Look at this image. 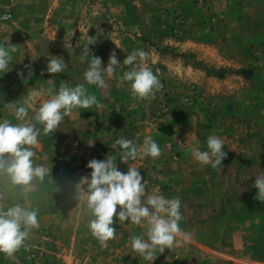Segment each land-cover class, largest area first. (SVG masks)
<instances>
[{"label": "rangeland", "instance_id": "rangeland-1", "mask_svg": "<svg viewBox=\"0 0 264 264\" xmlns=\"http://www.w3.org/2000/svg\"><path fill=\"white\" fill-rule=\"evenodd\" d=\"M88 36L96 38L89 49L105 68L113 50L121 62L112 77L104 74L107 87L84 78L90 56L83 62L80 57ZM8 40L18 51L9 71L0 72V121L4 112H12L8 103L23 104L28 91L37 88L28 85L30 78L48 74L52 94L62 83L84 84L103 104L95 121L113 125L86 133L79 126V146L72 150L65 135L78 123L66 116L55 132L40 134L34 162H51L68 152L75 158L85 154L88 163L111 154L120 171L140 170L148 181L146 194L181 199L180 227L191 235L187 241L178 237L179 246L157 251L154 261H147L132 252L130 240L133 235L147 239L146 222L120 225L114 217L115 239L102 247L88 227L92 216L84 197L62 198L63 184L48 175L27 192L0 175L3 203L37 209L40 222L12 257L0 253V264H264V203L253 187L256 175L264 173V0H0V44ZM139 49L148 53L145 63L163 84L155 98H133L131 82L119 79L130 70L123 60ZM54 56L64 59V72L41 70ZM207 68L223 69L224 77ZM242 69L249 75L239 74ZM48 99L49 94L32 105L29 121ZM212 134L225 141L227 152L215 169L192 156L197 146L209 150ZM149 135L162 154L121 163L115 141L125 137L139 147ZM94 141V147L80 150L82 143ZM226 162L230 166L223 171ZM87 171L90 177L92 169ZM70 173L64 185L79 191L83 175Z\"/></svg>", "mask_w": 264, "mask_h": 264}, {"label": "clouds", "instance_id": "clouds-1", "mask_svg": "<svg viewBox=\"0 0 264 264\" xmlns=\"http://www.w3.org/2000/svg\"><path fill=\"white\" fill-rule=\"evenodd\" d=\"M88 37L83 45V55L80 57L83 62L90 56L84 78L88 84L107 87L104 74L112 77L121 62L113 50L105 68L102 58L95 56L89 49V45L96 43V38ZM9 41L0 44L2 73L9 71L13 53L18 51L17 44H11ZM115 44L121 48L117 42ZM54 57L49 59L47 71L51 74L64 72L66 68L64 59L60 56ZM147 59L148 53L139 49L127 54L123 60V64L130 66V70L125 71L119 79L131 82L133 98H155L156 93L163 88L158 76L146 65ZM25 67L29 69L31 76L33 74L31 66ZM18 75L23 76V73ZM52 93L53 90L49 89L50 99L44 101L36 111L34 122L27 118L29 110L40 96V92L35 89L28 91V100L23 104L19 101L7 104L20 123H13L9 119L0 121V175H7L11 184L19 186L22 192L31 190L35 180L43 182L49 174L46 167L34 162L36 152L33 149L38 146L40 135V129L36 124L43 125V132L47 135L55 132L64 117L69 116L74 108L92 109L94 106L96 109L103 108L96 95L89 94L84 84L69 87L62 83L58 93ZM115 145L122 149L121 163H126L130 158L133 160L149 156L157 158L162 154L159 144L151 135L146 136L139 147L133 140L125 137L117 139ZM225 145L220 136L212 134L207 137L209 150L201 151L197 146L192 150V156L200 164L211 165L215 169L227 158V152L223 150ZM115 160L116 157L111 154L105 160L95 158L90 160L87 165L92 169L90 177H83L77 184L80 197L85 198L87 209L92 216L88 227L101 246L107 247L108 241L115 239L117 230L113 227L116 222L114 217L118 218L120 225L125 224V221L135 225L146 222L147 239L133 235L130 240L132 252L138 253L147 261H154L153 257L157 251L163 253L165 248L179 246L178 237L185 241L190 239L191 234L184 232L180 227L183 218L180 211L181 199L179 197L169 199L156 191L146 194L148 181L141 175L140 170L129 166L128 171L124 173L118 169ZM84 185H87L86 189ZM253 187L258 189L255 198L264 203V173L256 175ZM5 199V195L0 193V253L12 257L24 246L31 230L40 227V222L37 209L21 203L6 206L3 203Z\"/></svg>", "mask_w": 264, "mask_h": 264}, {"label": "crops", "instance_id": "crops-1", "mask_svg": "<svg viewBox=\"0 0 264 264\" xmlns=\"http://www.w3.org/2000/svg\"><path fill=\"white\" fill-rule=\"evenodd\" d=\"M44 69H47L46 65L41 67V70H44ZM35 83L37 84V88H35V89L40 92V96L37 98L36 101H38L39 99H45L46 95L49 94V89H51L53 86L52 79H50L48 77V74H45L40 79L30 78L28 80V85L31 84V86H34ZM40 87L42 88L43 91H40L41 90ZM98 101H99V99H98ZM99 111H101V110L96 109L95 106L92 109H83V108H74L73 109L72 113L70 114L72 117L71 119L72 120L76 119L77 120L76 123H78V124H77V128L73 127V131H74L73 133L70 131L69 133H66V135H65V138H67V149L72 148V150H74L75 147L77 148L79 146V143H78L76 135H75V132L77 131L79 126H80V129L82 131H84L85 133L96 130L97 127H101L102 129H105V130L113 127V125L109 126L110 123L108 121L107 122L95 121L100 116H102V112L99 114ZM3 119H9L13 123H17V120H16L13 112H9V113L4 112L3 113ZM39 129H40V134L44 135L43 127H40ZM103 134H104V131H103ZM38 140L41 143V139L38 138ZM90 146L94 147L95 141H94V144H88L86 142L82 143L80 145V150L81 149H83V151L89 150ZM33 150L35 151V149H33ZM82 154H84V153H82ZM72 156L70 157L68 155V152H67L64 157H59L56 160L53 158L51 162L41 161L40 164L37 162L35 163L37 165H43V163H45V165H43V166H45L49 170L48 176H51L52 182L63 184V190H62L60 196L62 198L71 199V200L80 199V198H83V196L80 197L79 191L75 190L74 188L73 189L71 188L72 189V191H71V189H69L68 186L64 185L65 183H69V176L73 174V173H70V169L77 170L78 173L83 175V177H85L87 174H89V172L87 171L88 170V167H87L88 163L86 162L85 154L80 156V157H76V158L74 156L73 157ZM229 166H230L229 162L228 163L226 162L225 166L223 167V171L226 169V167L228 169ZM84 167L87 169H84ZM227 176L228 175L226 174V177ZM81 179L82 178H79L77 183H79L81 181ZM55 181H57V182H55ZM191 197H192V195H191Z\"/></svg>", "mask_w": 264, "mask_h": 264}, {"label": "trees", "instance_id": "trees-1", "mask_svg": "<svg viewBox=\"0 0 264 264\" xmlns=\"http://www.w3.org/2000/svg\"><path fill=\"white\" fill-rule=\"evenodd\" d=\"M207 70L210 72V73H215L216 75H218L220 78H223L224 77V74H223V69H219V70H215V69H211V68H207ZM239 74H243L245 76H248L249 73H250V70H245V69H242V70H239L238 71Z\"/></svg>", "mask_w": 264, "mask_h": 264}]
</instances>
